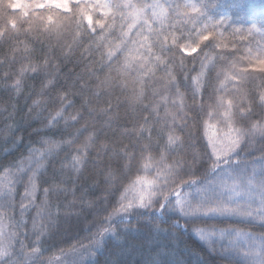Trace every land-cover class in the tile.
<instances>
[{
	"label": "trees",
	"instance_id": "1",
	"mask_svg": "<svg viewBox=\"0 0 264 264\" xmlns=\"http://www.w3.org/2000/svg\"><path fill=\"white\" fill-rule=\"evenodd\" d=\"M159 2L165 7H175L188 0ZM198 3L206 6L205 15L195 24L176 19L169 10L170 20L164 29L168 50L153 48L165 63L142 77V102L130 100L133 86L141 87L140 83L134 84L136 72L132 71L127 78L119 75L114 70L117 65L102 58L92 36L81 33L79 43H73L74 31L70 28L59 41L55 36L38 37L29 24L21 22L33 13L46 12L45 9L28 8L29 17L23 16L19 7L3 9L4 16L17 19L20 32L5 30L0 36V173L21 160L25 162L26 173L15 186L13 206L0 210L11 217L6 221L7 231L17 234L11 257L0 260V264H49L50 260H62L65 264H244L241 253L247 242L236 251L228 246L231 237L201 241L193 228H237L259 237L264 236V221L238 217L188 219L178 212H168L163 219H157L154 213L160 198L151 209L127 214L130 217L127 223H121L118 217L108 221L109 214L118 207L119 192L107 173L109 170L119 173L128 162L125 153L139 158L143 146L151 144V154L158 156L167 141V129L171 128L180 136L183 146L171 153L169 162L180 159L185 170L193 173L191 178H202L208 149L196 106L210 103V96L223 95L245 107L251 105L253 121L264 114L259 107L264 73L248 63L264 48V35L247 34L251 21L264 19V0H198ZM76 4L77 0L69 1L70 8ZM55 12L70 14L63 9ZM99 15L97 11L94 19ZM209 19L222 23L210 35L201 33L203 23ZM236 29H243L246 34L240 35ZM118 31L109 39L118 42ZM136 31L132 29L129 42L135 39ZM203 35H208V39H203ZM173 36L177 38L175 44ZM166 65L171 77L166 74ZM233 65L246 69L247 79L225 81L224 74L231 75ZM202 66L203 86L194 97L192 79L199 75ZM16 80H20L19 91L12 87ZM48 80L53 83L48 84ZM221 82L226 92L215 91L220 89ZM177 93L183 94L190 106L185 109L187 115L173 107ZM165 96L167 104L161 102ZM157 103L159 107L152 112L149 105ZM61 109L63 115L50 126L48 121ZM172 113L176 115L174 122ZM219 127L217 124L210 131H218ZM161 128L165 129L162 135ZM89 135L90 147L78 151ZM52 142L59 146L48 154L46 150ZM238 151L240 162L247 164L249 170L255 166L259 172V161L264 158V137H246ZM40 152H44L38 160L42 167L36 180L35 200L30 203L31 198L22 200L31 174L27 172L28 161H33L31 167L35 169ZM75 155L83 160L79 171L72 168ZM185 179L189 177L186 175ZM44 189H49L47 199ZM22 204L26 208L23 214ZM21 220L23 226L17 227ZM103 227L113 228L115 237L107 233L99 237ZM94 238L101 239V244L97 245ZM34 249L39 252L32 257Z\"/></svg>",
	"mask_w": 264,
	"mask_h": 264
},
{
	"label": "snow or ice",
	"instance_id": "2",
	"mask_svg": "<svg viewBox=\"0 0 264 264\" xmlns=\"http://www.w3.org/2000/svg\"><path fill=\"white\" fill-rule=\"evenodd\" d=\"M15 7H19L22 15L26 17H29L28 8L46 10L39 14L33 13L28 20L21 22L29 24L38 37L40 35L55 36L59 41L65 31L70 28L74 31L73 43H79L81 33L92 36L93 44L101 50L102 58L106 57L108 61H113L117 65L114 70L119 75L127 78L129 73L136 72L134 84L140 83L141 87L137 89L133 86L130 100L142 102L144 94L142 77L152 72L158 64L165 63L160 55L153 52V48L158 46L161 52L168 50L164 29L165 24L170 20L169 10L175 14L176 19L195 24L200 22L201 17L205 15L206 6L199 4L198 0L196 2L188 0L175 7L172 5L165 7L159 0H152L150 3L140 2V0L137 2L134 0H119V2L116 0H83V2L77 0L75 7L70 8L69 0H27V3L24 0H8L7 4L0 0V36L5 34V30L20 32L17 19H9L3 15L4 8ZM57 9H63L70 14L61 15L55 12ZM97 11L100 15L94 19ZM219 23L222 21L214 23L209 19L203 23L200 31L210 35ZM133 28L137 29L136 36L129 42ZM97 29H100L98 33ZM116 29L119 30L116 36L118 42L109 39L115 34ZM235 31L240 35L246 34L243 29ZM247 34L264 35V19L251 21ZM202 38L207 40L208 35H203ZM176 39L175 36L172 37L173 44L176 43ZM259 51L260 55L250 58L248 63L264 73V48ZM118 53L120 55H117ZM249 57H252L251 53ZM108 66L111 68V64ZM165 71L171 77L172 73L167 65ZM230 72L231 75L224 74L225 81L234 78L247 79L246 69H237L233 65ZM21 75H23V70ZM203 76L202 66L199 75L192 79L194 97L203 86ZM52 83V80H48V84ZM12 87L19 91L20 80H16ZM215 91L226 92L227 89L221 82L220 89ZM209 100L211 102L208 104L196 106L203 129V138L207 142L206 148L208 149L207 168L204 170L203 177L191 178L193 173L190 169L185 170L184 162L180 159H172L169 162V156L179 151L183 146V141L180 136L175 135L174 129L168 128L167 141L160 148L158 156L151 154V144H147L141 149L139 158L125 153L128 162L123 165L118 174L111 170L108 171V180L116 182V191L119 192L116 201L118 207H115L109 214V223L114 217H118L121 223H127L130 219L127 214L137 209H151L158 198H160L159 208L154 213L157 219H163L168 212H178L188 219L238 217L241 220L260 219L264 221V158L259 161V172L255 166L249 170L247 164L240 162L238 151L246 137H264V114H261L260 120L253 121L251 105L245 107L242 103L235 102L234 99L226 100L223 95L210 96ZM161 102L167 104L168 97H162ZM172 103L177 111L187 115L185 109L190 106L186 105L183 94L177 93ZM149 107L152 112H156L159 103L149 105ZM259 107L264 109V92L259 94ZM62 115L63 110L61 109L48 121V124L53 125V121ZM175 119L176 115L172 113V121L174 122ZM244 121L247 123L242 124ZM217 124L220 125L218 131H210ZM164 131V128L160 129L161 135ZM91 141L92 136L89 135L78 151L88 149ZM58 146L57 142H52L46 150L47 153L51 154ZM43 156L44 152H40L35 169L31 167L33 161L31 159L28 161L27 172L31 174L28 176L29 185L25 189V196L22 200L31 198L30 203L35 200L36 180L42 167L38 160ZM82 163L80 155L72 157L74 171H79ZM25 173L23 160L4 168L0 173V210L13 206L11 201L14 197L15 186L22 180V174ZM133 173H135L134 178ZM186 175L189 179H185ZM120 188L123 190L120 191ZM48 192L49 189H44L45 199H47ZM21 208L23 214L26 208L23 204ZM7 220H11V217L0 211V260L11 257L13 241L16 240L17 235L15 231H7ZM23 223L21 220L16 226H23ZM33 228H35V222ZM193 232L201 241H209L215 237L221 239L231 237L228 246L236 251H240L241 246L247 242V249L241 253L244 257V264H264V236L254 237L251 233L237 228H216L215 226L194 227ZM106 233L115 237V230L111 227H103L98 235L102 238ZM94 239L97 245L101 244V239ZM257 241L259 243H256ZM20 244L23 248V241H20ZM38 252L39 249H34L31 256L34 257ZM30 260L31 257H29ZM49 264H65V262L50 260Z\"/></svg>",
	"mask_w": 264,
	"mask_h": 264
},
{
	"label": "rangeland",
	"instance_id": "3",
	"mask_svg": "<svg viewBox=\"0 0 264 264\" xmlns=\"http://www.w3.org/2000/svg\"><path fill=\"white\" fill-rule=\"evenodd\" d=\"M256 220H260V219H253V221H256ZM245 246H246V249H247L248 243H246Z\"/></svg>",
	"mask_w": 264,
	"mask_h": 264
}]
</instances>
